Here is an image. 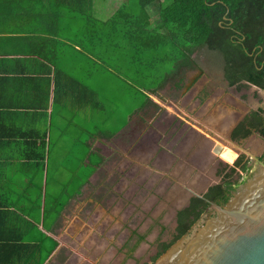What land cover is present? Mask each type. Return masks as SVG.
<instances>
[{"label": "crops", "instance_id": "obj_1", "mask_svg": "<svg viewBox=\"0 0 264 264\" xmlns=\"http://www.w3.org/2000/svg\"><path fill=\"white\" fill-rule=\"evenodd\" d=\"M118 3L0 0V264H36V242L43 234L49 236L42 241L46 246L52 240L57 242L43 264H78L82 260L78 249L66 248L62 256L61 245L64 239L73 242L72 234L81 222L78 212L97 204L90 202L84 189L105 161L109 143L113 146L111 142L120 140L122 147L131 148V137L129 143L123 137L113 138L120 132L92 133L86 117L91 104L102 96L88 79L105 71L108 46L126 43L117 37L106 40V33L112 34L110 25L106 29V20L120 9ZM132 3L125 0L122 8L134 11L136 1ZM129 26L121 28L127 31ZM124 31L130 42V34ZM188 98L183 97L184 105ZM198 110V115L208 117L205 122L213 132L226 131L223 106ZM43 132L46 147L41 161L36 159V153L42 152L36 133ZM133 155L129 152L124 161L136 159ZM90 165L92 173L79 183L82 170ZM51 185L60 186V191L54 192ZM41 194V206H36ZM47 195L67 196L59 213L52 204L45 215ZM60 221L69 233L58 230ZM93 238L85 244L96 252L101 241L92 243Z\"/></svg>", "mask_w": 264, "mask_h": 264}, {"label": "rangeland", "instance_id": "obj_2", "mask_svg": "<svg viewBox=\"0 0 264 264\" xmlns=\"http://www.w3.org/2000/svg\"><path fill=\"white\" fill-rule=\"evenodd\" d=\"M129 1L133 4L132 0ZM157 5L150 6L151 11H155ZM133 28L135 29L136 26ZM109 29L112 32L109 37L126 40V43L113 46L112 51H105V71L99 70L96 75H92L88 79L89 84L98 87L99 93L103 96L101 99H95L91 104L92 110L86 115L89 130L92 133L103 132L105 135L120 132L113 138L123 137L129 143L128 131L131 126L146 129V127L154 125L156 117L165 114V110H167L170 113L168 118L173 122L166 128H157L162 137L167 136L169 142L171 134H174L170 128L178 124V118L182 121L186 120L188 123H193L195 129L205 136L210 135L208 137L212 141L210 151L212 157L216 156L218 169L233 167L238 153L241 151L235 145L238 140H235V143L231 142L226 132L211 134L207 130L208 125L205 122L208 117H203L202 114L200 116L195 111L207 106L218 110L220 106H223L230 116L238 114V111H241L242 114L249 113L261 106L264 107V88L252 84L242 87L229 86L223 75L221 53L201 47L193 50L191 53L192 63L188 67L182 68V72L175 76V80L168 78L162 86L148 89L149 85L150 87L154 86V81L157 84L166 77L170 47L156 49L153 52L156 60L154 62V58H149L152 49L145 52L146 56L144 52L138 53L136 46H131L126 36L122 34L124 30L117 22L110 23ZM147 59L149 60L147 61ZM154 65H157V68H154ZM180 75L182 80L185 78L183 82L187 81V84L183 90L175 91L174 81L177 82ZM211 88H215L214 93L211 92ZM144 94H147L152 100L153 104L149 102L147 105L149 108L150 105L153 106L152 110L144 111L142 108L147 102ZM183 97H189L185 105ZM173 116L175 119L172 118ZM236 117L238 118V116ZM237 118L233 120L230 117V122L235 123ZM258 136V133H254L247 138L239 139L240 146L254 154L264 147L263 141ZM111 143L113 146L109 143L108 149H105V161L100 164L96 170L97 174L84 189L86 197L91 198L90 202L97 204L85 206L82 211L78 212L81 222H79L80 226L76 232L72 234L75 243L64 239L61 245L62 256L65 255L66 248H71L79 250L82 260H79L78 264L81 262L82 264H84L83 262L88 264H146L149 257L155 254L156 248H160L162 242H170L174 237L175 211L180 206H174L173 202L170 203V199L162 194V188L156 186V183L162 179L165 182L169 180V175H173L174 170L171 168L164 170L153 166L149 162L151 157L139 159L137 156L133 161L136 160V163L140 164V167L142 166L141 170H146L148 173L142 181L137 182L135 175H130L132 161L130 163L124 161L130 148L122 147L120 140ZM217 143L234 149L237 152L236 158L229 161L221 157L222 152L220 154L214 152V144ZM174 146L175 143L171 148L165 144L160 148L177 156V153L173 151ZM138 154L141 155L140 150ZM94 159L97 157L94 156ZM254 165L256 166V164ZM169 169L170 171H168ZM193 172L194 170L190 175H194ZM86 173H89V167L87 170L85 168L82 170V175H86ZM217 173V178L212 181H220L222 173L220 170ZM236 173L237 176H235ZM243 175L244 173L237 169L230 178L242 181ZM208 176L210 177V175ZM149 178L154 180L153 185L148 182ZM62 181L65 182L63 176ZM173 181L169 180L167 184L170 185ZM187 181L189 182V179ZM190 182H194V179ZM51 188L54 192L60 191V186L51 185ZM71 188L73 189V184ZM72 216L74 215L72 214ZM202 218L203 216L195 221V224ZM62 224L63 222L60 221L58 230L63 229L60 230L61 233H69L68 228H61ZM92 235L94 236L92 243L101 241V249L96 252H93V246L89 247L85 244V241L92 238ZM69 244H72L73 247ZM60 257L58 255L57 258Z\"/></svg>", "mask_w": 264, "mask_h": 264}, {"label": "trees", "instance_id": "obj_3", "mask_svg": "<svg viewBox=\"0 0 264 264\" xmlns=\"http://www.w3.org/2000/svg\"><path fill=\"white\" fill-rule=\"evenodd\" d=\"M118 1V5L122 6L112 16L113 19L106 20V27L112 21L117 22L123 28L128 27L130 22L129 29L124 32L130 34L131 46H136L138 53L144 52V55L151 48L150 59L154 58L153 52L156 49L170 47L166 77L157 84L154 81V86L149 85L148 89L162 86L168 78L175 80V76L182 72V68L192 63L193 50L201 47L221 53L223 75L229 86L242 87L252 84L264 88V0H136L134 11L122 8L126 5L125 0ZM153 4H158L155 11L150 9ZM116 5L114 3L113 8ZM133 26L136 28L134 29ZM125 36L128 39L129 35ZM108 37L109 34L106 33V40ZM113 46L115 47V45L108 46L106 51H112ZM153 61L156 62L155 58ZM157 65L153 67L157 68ZM162 71L163 69L160 70L161 73ZM178 78L177 82L174 81L177 87L182 81L181 75ZM144 95L147 99L146 104H148L151 99L147 94ZM253 130L264 136L263 108L252 110L234 128L232 136L246 137ZM45 139L46 132L36 133V140L41 142L39 145L42 148L41 153H36L37 160L42 161L44 158ZM243 159L244 156L237 158L231 172H234L236 167L247 169V164L243 162ZM91 165L89 173L86 177L85 175L80 177L79 183L84 182L92 173ZM231 175L232 173H227V177ZM50 181L48 178V186ZM230 183V178H228L224 184L219 183L210 187L206 197L211 200L220 198L225 200L227 196L223 185L230 186ZM41 188L42 184H39V190ZM66 197V195H47L45 215L50 213L49 206L52 204L56 206V213H59L65 204L64 198ZM41 198L42 194L36 200V206H41ZM199 204L206 205L207 203L201 198L194 197L191 206L178 211L176 234L170 242L160 244V250L153 258L154 260L190 229L204 209V206H199ZM47 237L49 236L43 234L40 241L36 242V264H43L57 245L54 240L51 246L43 244L42 241Z\"/></svg>", "mask_w": 264, "mask_h": 264}, {"label": "flooded vegetation", "instance_id": "obj_4", "mask_svg": "<svg viewBox=\"0 0 264 264\" xmlns=\"http://www.w3.org/2000/svg\"><path fill=\"white\" fill-rule=\"evenodd\" d=\"M178 79V78H177ZM185 78H183L184 80ZM179 80V79H178ZM179 82V86L177 87L175 84L174 89L177 90H183L186 87L187 81ZM175 83V82H174ZM228 84V83H227ZM214 89L211 88V92L214 93ZM151 104H153L152 100L150 101ZM149 104V102H148ZM143 106L142 108L144 111L146 110H152L153 106L150 105V108L147 106ZM263 108L264 107H259ZM258 109V108H257ZM254 109V110H257ZM200 110H196L195 113H198ZM166 110L165 114L157 116L156 120L154 121V125L149 126L148 128H142L138 126H131L129 129L130 137H131V148L129 150L130 153H133L135 157L138 156V158H150V163L153 166L162 168L164 170H167L168 168H171V170H174L173 175H169V180H174L172 184L168 185L166 182L163 181V179L156 183V186L159 188H162V194L166 195L170 199V203H174V206H180L175 211V227H174V235L176 234V227H177V213L179 210L191 206L192 198L197 197L201 198L206 202L207 204H199V206H204L203 211L201 212L200 216L197 218V220L203 216L206 217V215L213 216L215 215L213 212V203L219 204L221 206H224L225 203L229 200V198L233 195V193L236 191V189L245 183L252 175L256 172L259 161L257 160V157L264 161V147L254 152V154H251L247 151L245 152V149L240 151L238 153V157L244 156L243 162H246L247 169L243 170L239 167H236V170H240V172H243L244 175L241 178L242 181H235V179L227 177V173H235L232 171V167L224 169V167H221L218 169V164L216 163V156L212 157L210 147L212 145V141L208 138L210 135H206L201 133L200 131L196 130L193 126V123H188L186 120H181L180 118L177 119L178 126H172L170 129H172V132L174 134H171V139L168 142V137H162L161 132L157 128L162 127H168L173 122V120L166 117ZM251 112V111H250ZM249 112V113H250ZM248 112L245 114H242L241 111H238V114L234 116H230L229 112H226L225 117V123L222 124L226 129V132L228 134V138L232 139L234 142L237 141L238 145H241L240 140L247 138L246 137H233L232 133L234 128L245 119V117L249 114ZM242 114V117L240 118V115ZM238 116V118L236 117ZM165 117V118H163ZM204 117V116H203ZM231 119L237 118V121L235 123L230 122ZM175 119V117H172ZM174 125V124H173ZM233 126V127H231ZM144 129V131H142ZM195 129V130H194ZM211 132V134H216L211 130V128H207ZM230 130V131H229ZM258 133L259 139H261L264 143V136H262L259 132L256 130H253L251 134ZM250 134V135H251ZM140 135V136H139ZM201 136V137H199ZM240 139V140H239ZM175 143V146L173 147V151L177 153V156L172 155L164 148H160L161 145L167 144L169 148L172 147V145ZM201 147V150L199 151V148ZM216 147V144H214V148ZM198 148V150H197ZM213 148V150H214ZM240 150L239 147H236ZM140 150V154H138V151ZM219 157V156H218ZM237 157V158H238ZM236 158V160H237ZM221 161H223L221 158H219ZM173 160V161H172ZM235 160V161H236ZM172 161V162H171ZM215 161V162H213ZM235 163V162H234ZM256 164V166L254 165ZM193 166V167H192ZM208 168V171L206 169ZM142 166L140 167V164L136 163L135 161H132L131 167H130V175H135V179L137 182L142 181L146 175L148 174L146 170H141ZM194 170V175H190V173ZM220 170L221 177L219 178L220 181H212L214 178H217L218 173L217 171ZM170 171V169L168 170ZM167 171V172H168ZM168 175V173H167ZM210 175V177L208 176ZM237 176V173L235 174ZM230 178V186L223 185L225 194L227 198L223 200V198H220L218 200H211L208 197H206V193L209 191V188L216 185V184H224L226 180ZM189 179V182L187 181ZM194 179V182H190ZM153 179L149 178L148 182L150 185H153ZM167 184V187H165ZM136 185V184H135ZM208 185V188L206 191H203V186ZM166 188V190H165ZM191 190L198 192L199 194H202L201 196H196L193 193H191ZM196 220V221H197ZM195 223V222H194ZM193 223V224H194ZM192 224V225H193ZM174 238V237H173ZM160 248H156V252L154 255L150 256L146 264H152L155 260L153 259L155 255H157Z\"/></svg>", "mask_w": 264, "mask_h": 264}, {"label": "water", "instance_id": "obj_5", "mask_svg": "<svg viewBox=\"0 0 264 264\" xmlns=\"http://www.w3.org/2000/svg\"><path fill=\"white\" fill-rule=\"evenodd\" d=\"M222 148L217 143L213 151L220 154ZM257 160L256 172L224 206L213 203L215 215L194 223L152 264H264V161Z\"/></svg>", "mask_w": 264, "mask_h": 264}, {"label": "bare ground", "instance_id": "obj_6", "mask_svg": "<svg viewBox=\"0 0 264 264\" xmlns=\"http://www.w3.org/2000/svg\"><path fill=\"white\" fill-rule=\"evenodd\" d=\"M221 152H220L221 153V157H223V158H225V159H227L229 161H233L236 158V156H237V152L234 149H232L230 147H227V146H223Z\"/></svg>", "mask_w": 264, "mask_h": 264}]
</instances>
